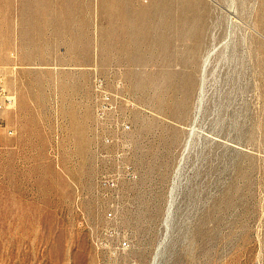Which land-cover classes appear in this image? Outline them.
I'll return each instance as SVG.
<instances>
[{
  "label": "rangeland",
  "instance_id": "374dc122",
  "mask_svg": "<svg viewBox=\"0 0 264 264\" xmlns=\"http://www.w3.org/2000/svg\"><path fill=\"white\" fill-rule=\"evenodd\" d=\"M0 90V264H264V0H0Z\"/></svg>",
  "mask_w": 264,
  "mask_h": 264
},
{
  "label": "built area",
  "instance_id": "2783aa9c",
  "mask_svg": "<svg viewBox=\"0 0 264 264\" xmlns=\"http://www.w3.org/2000/svg\"><path fill=\"white\" fill-rule=\"evenodd\" d=\"M96 90L99 92L100 98L98 101L97 106V114L98 117L103 118V115L105 114L106 110H109L110 107H112L113 104V96L102 89V85H99ZM14 102V98L11 96H7L3 90H0V109H3L4 107H7L8 105H11ZM116 134L115 136L111 133H103V141L106 144H118V145H124L125 144V135L126 133H129L132 130V126L126 119H119L117 122V125L115 126ZM124 156V153L119 155ZM119 161V172L115 174L106 175L105 177L108 178L106 181V184L109 187H118L119 180L120 179H130V180H136L138 178V175L132 165H130L128 162L124 161V158L120 159ZM116 210V206L112 204L107 208V218L110 220H113L115 218L114 211ZM113 243L111 244L113 248V253L115 255L120 254L122 252H125L129 248V240L126 237H116L112 235ZM98 244L101 243L99 242ZM97 243V242H96Z\"/></svg>",
  "mask_w": 264,
  "mask_h": 264
},
{
  "label": "bare ground",
  "instance_id": "6f19581e",
  "mask_svg": "<svg viewBox=\"0 0 264 264\" xmlns=\"http://www.w3.org/2000/svg\"><path fill=\"white\" fill-rule=\"evenodd\" d=\"M196 33V32H195ZM196 38H197V36H196ZM201 39V38H200ZM196 42H198L197 40H196ZM214 51V50H213ZM211 53H212V50L208 53V55H207V57H206V59H205V63H207L208 62V60H209V57H210V55H211ZM211 58V57H210ZM210 61V60H209Z\"/></svg>",
  "mask_w": 264,
  "mask_h": 264
}]
</instances>
